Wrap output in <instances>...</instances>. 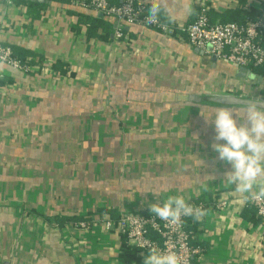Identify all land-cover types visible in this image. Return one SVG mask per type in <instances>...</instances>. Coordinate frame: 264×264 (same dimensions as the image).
<instances>
[{"label":"crops","instance_id":"1","mask_svg":"<svg viewBox=\"0 0 264 264\" xmlns=\"http://www.w3.org/2000/svg\"><path fill=\"white\" fill-rule=\"evenodd\" d=\"M145 1L149 13L156 0ZM200 1L164 0L160 20L183 28ZM205 1L215 22L264 17V0ZM0 43L29 66L0 62V264H144L149 253L104 221L147 216L171 196L205 205L187 221L194 264H264V219L210 147L201 113L218 108L186 100L264 98L243 67L180 31L124 25L70 0H0Z\"/></svg>","mask_w":264,"mask_h":264},{"label":"built area","instance_id":"2","mask_svg":"<svg viewBox=\"0 0 264 264\" xmlns=\"http://www.w3.org/2000/svg\"><path fill=\"white\" fill-rule=\"evenodd\" d=\"M7 1L10 3L12 0ZM70 1L83 9L114 18L124 25L150 27L171 36L180 31L194 47L213 54L222 61L245 68H264V46L261 44L264 36V17H248L243 23L213 22L207 2L201 0L198 2L199 9L195 18L185 27L176 29L160 19L159 23H147L145 18L149 13L145 0H122L117 5L111 4L108 0ZM115 35L121 38L122 29H118ZM0 62L18 70H29V66L17 60L12 49L2 43ZM190 204L205 210V205L201 202ZM247 207L255 209L256 214L264 219L259 207L248 199ZM191 218L193 217L183 216L180 223L170 226L152 213L147 216L128 213L117 222L112 219L105 220L104 226L108 230L116 227L130 245L141 251L149 253L152 247H157L161 251L174 250L182 254L186 264H194V258L201 250L191 244V232L187 228V221ZM78 226L84 230L90 228L87 222H80Z\"/></svg>","mask_w":264,"mask_h":264},{"label":"clouds","instance_id":"3","mask_svg":"<svg viewBox=\"0 0 264 264\" xmlns=\"http://www.w3.org/2000/svg\"><path fill=\"white\" fill-rule=\"evenodd\" d=\"M167 11L164 0H156L145 20L149 24L159 23L161 14ZM244 112L241 117L231 107H220L211 119L203 114V110L201 114L214 126L215 136L210 147L219 160L231 165L224 180L234 185L236 192L247 194L246 198L259 207L260 214H264V99L249 98ZM149 210L170 226L180 223L183 216H191L198 222L206 214L204 209L194 207L183 196H171L163 204L153 203ZM144 264L186 262L177 251L152 247Z\"/></svg>","mask_w":264,"mask_h":264},{"label":"water","instance_id":"4","mask_svg":"<svg viewBox=\"0 0 264 264\" xmlns=\"http://www.w3.org/2000/svg\"><path fill=\"white\" fill-rule=\"evenodd\" d=\"M33 2H44L45 0H31ZM102 15V14H101ZM211 50V47L208 48V51ZM243 72L242 75L247 74V77L252 81H256L258 84L264 85L263 77H256L250 69L243 67L241 69ZM261 98L257 96L249 95H233V94H196L189 96L186 100H189L192 103L200 104L204 106L220 108V107H231L233 109H244L245 105L249 98Z\"/></svg>","mask_w":264,"mask_h":264},{"label":"trees","instance_id":"5","mask_svg":"<svg viewBox=\"0 0 264 264\" xmlns=\"http://www.w3.org/2000/svg\"><path fill=\"white\" fill-rule=\"evenodd\" d=\"M211 20L213 21V22H215L213 19H212V17H211ZM245 20H237V19H234V18H232V19H226L224 22H238V23H243ZM223 22V21H222ZM261 44L264 46V36L262 37V39H261ZM13 56L17 59V60H19L21 63H23V64H25L26 63V61L25 60H22V58H20V57H17L16 55H14V53H13ZM251 68V67H250ZM251 69H253V70H257V72L259 73V74H261V75H263L264 76V68L262 67V68H251ZM257 215V214H256ZM188 228V230L190 231V228L189 227H187ZM194 228V227H193ZM124 249L125 250H128V246L127 245H125L124 244Z\"/></svg>","mask_w":264,"mask_h":264}]
</instances>
